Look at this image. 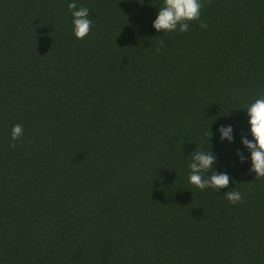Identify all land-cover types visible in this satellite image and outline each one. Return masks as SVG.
I'll use <instances>...</instances> for the list:
<instances>
[{
  "label": "trees",
  "instance_id": "16d2710c",
  "mask_svg": "<svg viewBox=\"0 0 264 264\" xmlns=\"http://www.w3.org/2000/svg\"><path fill=\"white\" fill-rule=\"evenodd\" d=\"M71 2L0 0V264H264V177L235 155L264 96V0H201L163 33V0H76L83 39ZM210 147L229 189L189 182Z\"/></svg>",
  "mask_w": 264,
  "mask_h": 264
},
{
  "label": "clouds",
  "instance_id": "9594fccd",
  "mask_svg": "<svg viewBox=\"0 0 264 264\" xmlns=\"http://www.w3.org/2000/svg\"><path fill=\"white\" fill-rule=\"evenodd\" d=\"M72 17L73 34L77 39H83L89 35L93 20L90 18L87 7H78L76 0L68 4ZM201 0H163L162 6L158 9L152 27L157 32H187L188 21L199 20L201 13ZM245 116L248 131L240 135V148L236 149L237 161L241 164L250 163L249 172L255 177H264V96L256 98L247 104ZM226 118H230L226 116ZM23 127L20 124L13 126L11 130L12 140L15 141L23 135ZM216 132L219 134L221 143L232 145L236 142L235 129L232 124H222ZM214 135L210 131V138ZM251 137V138H249ZM247 153V154H245ZM218 166L217 153L210 147L206 150H195L191 155L189 164V182L205 190L214 188L218 191L224 188L229 189L230 175L227 172H216ZM211 173L210 175H206ZM234 188V187H232ZM226 198L232 202H239L242 197L239 191H226Z\"/></svg>",
  "mask_w": 264,
  "mask_h": 264
}]
</instances>
